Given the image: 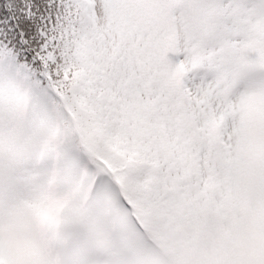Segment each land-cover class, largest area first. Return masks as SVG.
Segmentation results:
<instances>
[{
	"label": "snow or ice",
	"instance_id": "6c2138e0",
	"mask_svg": "<svg viewBox=\"0 0 264 264\" xmlns=\"http://www.w3.org/2000/svg\"><path fill=\"white\" fill-rule=\"evenodd\" d=\"M0 264H264V0H0Z\"/></svg>",
	"mask_w": 264,
	"mask_h": 264
}]
</instances>
